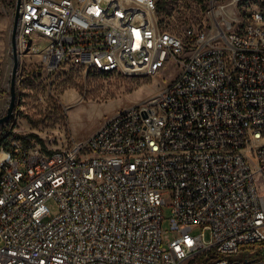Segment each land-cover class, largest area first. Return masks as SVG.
Returning <instances> with one entry per match:
<instances>
[{
    "label": "built area",
    "instance_id": "built-area-1",
    "mask_svg": "<svg viewBox=\"0 0 264 264\" xmlns=\"http://www.w3.org/2000/svg\"><path fill=\"white\" fill-rule=\"evenodd\" d=\"M244 1L180 36L158 0H21L19 54L49 71H179L84 141L0 145V264H264V11Z\"/></svg>",
    "mask_w": 264,
    "mask_h": 264
},
{
    "label": "rangeland",
    "instance_id": "rangeland-1",
    "mask_svg": "<svg viewBox=\"0 0 264 264\" xmlns=\"http://www.w3.org/2000/svg\"><path fill=\"white\" fill-rule=\"evenodd\" d=\"M264 0H247L238 5L246 11H264ZM233 0H158L162 29L182 36L189 27L211 26L212 8H237ZM17 0H0V117L6 115L11 98L13 69L12 29ZM45 41L35 36V44ZM171 63L156 75L142 72L102 73L73 65L49 71L36 54L20 55L16 81V102L12 117L0 125V141L15 135L42 147H61L75 138L84 141L110 117L160 92L178 74ZM36 135V136H33ZM27 137V139H24ZM264 142V140H263ZM261 190L264 187L260 186ZM163 205L164 238L171 231L170 194ZM53 213L56 205L50 203ZM198 232L200 230H197ZM196 231V232H197Z\"/></svg>",
    "mask_w": 264,
    "mask_h": 264
},
{
    "label": "water",
    "instance_id": "water-1",
    "mask_svg": "<svg viewBox=\"0 0 264 264\" xmlns=\"http://www.w3.org/2000/svg\"><path fill=\"white\" fill-rule=\"evenodd\" d=\"M21 0H17L16 4V11H15V17H14V24L12 29V37H11V43H12V53H13V69H12V78H11V98H10V104L7 110L6 115L3 117H0V125L7 122L13 115V111L15 108V102H16V81H17V72L20 66V54L18 51V45H17V23L19 19V9H20Z\"/></svg>",
    "mask_w": 264,
    "mask_h": 264
},
{
    "label": "trees",
    "instance_id": "trees-1",
    "mask_svg": "<svg viewBox=\"0 0 264 264\" xmlns=\"http://www.w3.org/2000/svg\"><path fill=\"white\" fill-rule=\"evenodd\" d=\"M247 2V0H245L244 2H242V3H246ZM241 3V4H242ZM248 11H246V10H244V15H246V13H247ZM92 71H94V70H92ZM97 72H99V71H97ZM103 73V72H102ZM33 136H36V135H33ZM24 139H27V137H24ZM26 142V141H25ZM5 142H3L2 143V141H0V145H2V144H4ZM27 143V142H26Z\"/></svg>",
    "mask_w": 264,
    "mask_h": 264
}]
</instances>
